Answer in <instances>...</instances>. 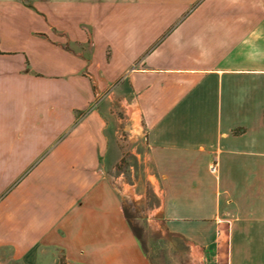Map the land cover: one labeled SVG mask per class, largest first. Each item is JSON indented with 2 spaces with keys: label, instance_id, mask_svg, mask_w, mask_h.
I'll use <instances>...</instances> for the list:
<instances>
[{
  "label": "crops",
  "instance_id": "obj_1",
  "mask_svg": "<svg viewBox=\"0 0 264 264\" xmlns=\"http://www.w3.org/2000/svg\"><path fill=\"white\" fill-rule=\"evenodd\" d=\"M0 264H264V0H0Z\"/></svg>",
  "mask_w": 264,
  "mask_h": 264
},
{
  "label": "rangeland",
  "instance_id": "obj_2",
  "mask_svg": "<svg viewBox=\"0 0 264 264\" xmlns=\"http://www.w3.org/2000/svg\"><path fill=\"white\" fill-rule=\"evenodd\" d=\"M131 133L128 130H122L120 133V143L123 150V158L117 165L114 176L123 174L121 181L127 183L128 186H136V191L141 195V199L138 200V207L141 211H146L154 203V194L152 189V183L149 181V177H146L150 170V166L144 165L143 162H139L134 154V146L143 142L142 137H138V141H134V137L131 138ZM120 179V178H119ZM121 183H118L120 185ZM129 205V203L127 204ZM132 204H130L131 206ZM136 207V204H134ZM136 209V208H135Z\"/></svg>",
  "mask_w": 264,
  "mask_h": 264
},
{
  "label": "built area",
  "instance_id": "obj_3",
  "mask_svg": "<svg viewBox=\"0 0 264 264\" xmlns=\"http://www.w3.org/2000/svg\"><path fill=\"white\" fill-rule=\"evenodd\" d=\"M210 172H211V173H215V172H216V166H212V167L210 168Z\"/></svg>",
  "mask_w": 264,
  "mask_h": 264
}]
</instances>
